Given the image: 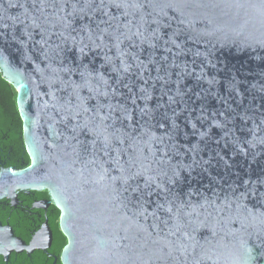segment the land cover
I'll return each mask as SVG.
<instances>
[{"label":"water","instance_id":"1","mask_svg":"<svg viewBox=\"0 0 264 264\" xmlns=\"http://www.w3.org/2000/svg\"><path fill=\"white\" fill-rule=\"evenodd\" d=\"M0 72L62 264H264V0H0Z\"/></svg>","mask_w":264,"mask_h":264},{"label":"flooded vegetation","instance_id":"2","mask_svg":"<svg viewBox=\"0 0 264 264\" xmlns=\"http://www.w3.org/2000/svg\"><path fill=\"white\" fill-rule=\"evenodd\" d=\"M2 78L0 173L8 168L23 169L30 163L25 157L27 151L17 104H13L12 92ZM55 228L60 229V209L48 190H20L16 198H1L0 235L12 232L19 243L14 247H0V264H62L63 247L59 251L54 249Z\"/></svg>","mask_w":264,"mask_h":264},{"label":"trees","instance_id":"3","mask_svg":"<svg viewBox=\"0 0 264 264\" xmlns=\"http://www.w3.org/2000/svg\"><path fill=\"white\" fill-rule=\"evenodd\" d=\"M1 74L2 73L0 72V77L2 78ZM1 81L3 82V84L7 85L9 87V89L11 90V92H12V102L16 106L17 92H16L15 88L12 86V84L8 83L4 78H2ZM25 157L29 161L30 158L27 155V153L25 154ZM54 235H55L54 249L59 251L66 244L67 239L64 236V234L62 233V231L60 229H57V228L54 229Z\"/></svg>","mask_w":264,"mask_h":264}]
</instances>
